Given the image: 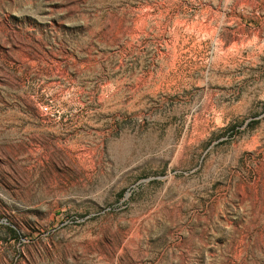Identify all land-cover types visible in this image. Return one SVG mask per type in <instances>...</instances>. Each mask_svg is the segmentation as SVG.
<instances>
[{"label": "rangeland", "instance_id": "1", "mask_svg": "<svg viewBox=\"0 0 264 264\" xmlns=\"http://www.w3.org/2000/svg\"><path fill=\"white\" fill-rule=\"evenodd\" d=\"M0 264H264V0H0Z\"/></svg>", "mask_w": 264, "mask_h": 264}]
</instances>
